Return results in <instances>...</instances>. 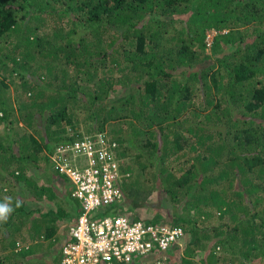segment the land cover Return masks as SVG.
I'll list each match as a JSON object with an SVG mask.
<instances>
[{"label": "trees", "instance_id": "16d2710c", "mask_svg": "<svg viewBox=\"0 0 264 264\" xmlns=\"http://www.w3.org/2000/svg\"><path fill=\"white\" fill-rule=\"evenodd\" d=\"M82 127L120 145L131 212L164 202L136 219L185 229L169 264H264V0H0V264L68 241L51 154Z\"/></svg>", "mask_w": 264, "mask_h": 264}, {"label": "built area", "instance_id": "2783aa9c", "mask_svg": "<svg viewBox=\"0 0 264 264\" xmlns=\"http://www.w3.org/2000/svg\"><path fill=\"white\" fill-rule=\"evenodd\" d=\"M118 146L102 132L83 135L51 154L81 204L60 264H167L169 250L185 236L182 226L136 219L124 204L122 184L130 173L123 171ZM103 207L114 208L99 216ZM142 256L147 261L139 260Z\"/></svg>", "mask_w": 264, "mask_h": 264}, {"label": "rangeland", "instance_id": "374dc122", "mask_svg": "<svg viewBox=\"0 0 264 264\" xmlns=\"http://www.w3.org/2000/svg\"><path fill=\"white\" fill-rule=\"evenodd\" d=\"M217 34V32L216 31H209L208 32V36H207V40H212V38L214 37V35H216ZM11 91L9 92L8 91V93L10 94L11 93V95L13 96L14 95V93H13V90H14V85L13 84H11V86H10V88H9ZM80 119H84V115H83V113H80ZM82 129V131H85L86 132V129H84L83 127L81 128ZM132 180V177L130 176V177H128V178H126L125 179V182L126 183H128L129 181H131ZM53 200V199H52ZM54 201V200H53ZM65 204H67V206L69 207V209H70V211H71V214L73 215V216H77L78 215V212H77V207L79 206V200L78 199H76V198H70V199H68V201H66L65 202ZM147 204H148V208H145V207H140V208H138V209H136V210H134L133 212H131L133 215H136L137 213L138 214H140L141 215V217L143 218V216L145 217H155V216H157V214H153V211L151 210V204H153V205H155V207L156 206H160L161 204H164V202H162V200H161V198L159 197V195H158V192L157 191H155V192H153L149 197H148V199H147ZM129 207L133 210V207H132V205L130 204L129 205ZM171 207H172V205H171ZM54 208V207H53ZM157 208V207H156ZM167 208V207H166ZM45 209H46V207H45ZM172 209L174 210V208L172 207ZM48 210V209H47ZM45 211V212H48V211ZM162 209H161V207L159 208V211H161ZM166 211L168 212L169 211V208L168 209H166ZM104 215H106V214H104ZM52 216H53V212L52 213H49V215L48 216H46L47 218H52ZM217 221H218V219H217ZM47 242L48 241H46L45 243L47 244ZM179 245H181V241H180V243H179ZM62 248H61V246H59V243L58 244H56V250H54V249H52L51 250V254L52 255H49L46 259L47 260H50L51 259V261H50V264H58V262H59V259H60V257H61V252H62V250H61ZM118 264H120V262H117ZM123 264V263H122Z\"/></svg>", "mask_w": 264, "mask_h": 264}, {"label": "clouds", "instance_id": "9594fccd", "mask_svg": "<svg viewBox=\"0 0 264 264\" xmlns=\"http://www.w3.org/2000/svg\"><path fill=\"white\" fill-rule=\"evenodd\" d=\"M208 41V44L210 45L211 44V41L212 40H207ZM78 131L79 132H82L83 133V135H93V134H96V133H102V132H104V133H106L110 138H111V136L106 132V131H99V132H96V133H93V134H87V133H85L84 131H82V129L80 128V129H78ZM75 132V131H74ZM68 133H73V132H71V131H69ZM82 135V134H81ZM82 135V136H83ZM112 139V138H111ZM113 140V139H112ZM113 141H116V140H113ZM117 142V141H116ZM118 143V142H117ZM119 145V144H118ZM121 147H120V145L118 146V149L116 150V151H118L119 149H120ZM118 154V153H117ZM119 156V155H118ZM120 157V156H119ZM67 177V176H66ZM68 178V177H67ZM69 179V178H68ZM70 181V180H69ZM71 182V181H70ZM11 211V208L7 205V204H5V203H0V220H4V219H6V217H7V214L9 213ZM185 230V229H184ZM184 238V237H183ZM182 238V240H181V243H182V241L184 240ZM180 243V242H179ZM179 243L178 244H176V245H179ZM174 247V246H173ZM63 248V247H62ZM172 249V248H171ZM171 249L169 250V255H168V263L167 264H169V262H170V252H171ZM62 250V249H61ZM61 259H62V252H61V258H60V261H59V264H60V262H61Z\"/></svg>", "mask_w": 264, "mask_h": 264}]
</instances>
